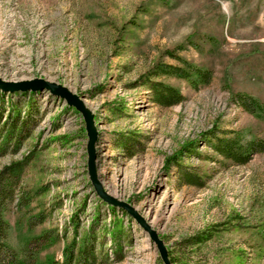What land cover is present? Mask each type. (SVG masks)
Instances as JSON below:
<instances>
[{"label":"rangeland","instance_id":"1","mask_svg":"<svg viewBox=\"0 0 264 264\" xmlns=\"http://www.w3.org/2000/svg\"><path fill=\"white\" fill-rule=\"evenodd\" d=\"M194 35L206 42L190 46ZM167 52L213 70L199 90L155 79L185 96L170 108L141 79L157 63L178 65ZM36 78L66 87L92 112L103 189L136 210L175 264H264V153L236 165L209 138L264 139V0H0V79ZM236 94L254 98L256 113ZM14 107L22 117L31 109L32 122L0 148V172L19 171L13 213L36 223L32 215H47L35 231L59 235L50 255L61 260L92 229L103 264H162L140 226L95 194L81 115L48 91L0 92V143ZM123 136L132 148L117 145ZM181 170L198 184H183ZM8 221L9 243L20 246L26 230L17 215ZM203 233L210 239L188 245Z\"/></svg>","mask_w":264,"mask_h":264},{"label":"trees","instance_id":"2","mask_svg":"<svg viewBox=\"0 0 264 264\" xmlns=\"http://www.w3.org/2000/svg\"><path fill=\"white\" fill-rule=\"evenodd\" d=\"M188 41L190 46L195 48H198L200 43L206 42L205 39L195 37V35L188 39ZM179 49H182V46L177 48V50ZM167 57L178 65L163 62L157 63L141 78L143 80L142 85L150 90L151 99L156 105L170 108L181 104L185 100V96L176 87L155 79L168 78L180 80L193 90H199L211 83L213 78V70L211 68H203L188 63L175 52H167ZM235 99L238 106L250 114H255L260 107L255 103V99L249 95L236 94ZM12 109L11 115H8L7 123L3 125V127L7 126L8 130L5 131L0 148L7 141L16 143L17 138L21 136V133L26 130L28 124L32 122L31 109H29V112L24 117L21 116V112L16 107ZM230 134L209 136L210 141L213 142L212 147L214 151L223 159L236 165H245L250 160L252 154L264 153V139L243 141L237 135L232 134L233 136H230ZM131 141V138L123 136L116 143L123 148L128 147L130 149L132 148ZM183 149L189 155L190 153H194L191 145L184 146ZM171 161L174 165H178L174 159H169L168 163ZM17 174H19L18 169H14L6 174L0 172V264H103L104 260H107V255L101 256V253L97 250L98 248L94 244L92 229L78 242L74 237L72 242L64 247L61 260L55 258L54 255H50L48 251L59 242V235L52 229L42 228L38 232L35 231L39 226L45 224L47 215L42 214L43 212L32 215L31 217L38 218V222L36 223L30 217H26V212L13 213L11 210ZM180 177L183 184L187 185H197L199 181V176L183 170H181ZM22 199L23 195L21 196ZM26 201L28 202L24 206L30 204L32 199L28 197ZM20 205L21 202L18 204V207ZM109 209L112 212L115 211V208L109 207ZM13 215H17V224H22L26 230V237L20 246H12L9 243L11 227L8 220ZM121 229L117 226L116 233L119 234ZM208 239H210L209 235L203 233L191 238L187 242H189L188 245L194 246L201 245ZM168 256L171 264H175L176 262L170 258L169 254Z\"/></svg>","mask_w":264,"mask_h":264},{"label":"water","instance_id":"3","mask_svg":"<svg viewBox=\"0 0 264 264\" xmlns=\"http://www.w3.org/2000/svg\"><path fill=\"white\" fill-rule=\"evenodd\" d=\"M48 91L51 95L62 99L66 105L78 112L84 122V128L87 136L86 154H87V174L89 181L97 197L105 204L125 211L148 235L150 241L155 245L162 264H171L168 251L163 241L158 237L157 233L149 227L144 219L136 212V210L128 203L120 201L110 196L102 187L96 171V151L95 143L97 139V131L94 125L92 112L84 105L82 99L69 91L66 87L48 82L43 79H32L24 81H4L0 79V92H37Z\"/></svg>","mask_w":264,"mask_h":264}]
</instances>
